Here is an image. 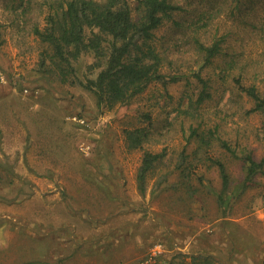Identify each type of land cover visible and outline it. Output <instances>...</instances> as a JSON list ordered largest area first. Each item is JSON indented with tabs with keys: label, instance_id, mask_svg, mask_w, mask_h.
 <instances>
[{
	"label": "rangeland",
	"instance_id": "obj_1",
	"mask_svg": "<svg viewBox=\"0 0 264 264\" xmlns=\"http://www.w3.org/2000/svg\"><path fill=\"white\" fill-rule=\"evenodd\" d=\"M56 1L23 13V0H0V264H264V163L241 183L242 154L264 158V116L235 81L264 90V0H176L152 43L177 79L111 109L84 86L104 66L91 51L68 66L34 34ZM196 39H220L219 54L204 64ZM137 127L149 138L130 148ZM147 150L163 155L141 192ZM210 157L230 175L223 207Z\"/></svg>",
	"mask_w": 264,
	"mask_h": 264
},
{
	"label": "trees",
	"instance_id": "obj_2",
	"mask_svg": "<svg viewBox=\"0 0 264 264\" xmlns=\"http://www.w3.org/2000/svg\"><path fill=\"white\" fill-rule=\"evenodd\" d=\"M23 1L21 11L25 13L29 4L28 0ZM50 7L53 9L47 16V25L43 29L36 26L33 32L52 47V55L60 63L64 62L69 66L71 60H77L81 53L91 51L98 59L95 66L104 65L95 78H89L84 84L95 95L98 108L111 109L117 104L126 103L152 81L165 83L166 78L171 81L177 79L176 75L160 72L164 56L152 43V30L172 12L181 9L182 6L176 0H137L135 9L139 15L136 19L131 14L127 0H59ZM196 43L198 51L203 54L204 64L211 62L220 52V39L210 44L196 39ZM240 79L235 78V81L253 102L248 111H260L264 116V90L259 91L254 84L242 85ZM206 87V83H203L197 98L198 103L209 96ZM189 107L191 108L190 105ZM191 131L192 134H197L196 128H192ZM213 132L211 129L210 136ZM149 134L148 127L127 129L128 146L141 147L149 138ZM199 140L209 144V140L202 135ZM219 141L223 148L237 155L235 149L231 148L225 139ZM162 155L163 151L144 152L137 173L141 192L145 188L147 172ZM241 157L244 163V177L241 183L242 188H245L253 184L255 175L262 171L264 158L256 160L250 151H246ZM210 159L217 165L221 177L217 202L223 207L226 196H229L228 201L234 197L232 192H229L230 175L222 160L213 157ZM197 257L193 256L194 259ZM32 263L28 261L23 264Z\"/></svg>",
	"mask_w": 264,
	"mask_h": 264
},
{
	"label": "built area",
	"instance_id": "obj_3",
	"mask_svg": "<svg viewBox=\"0 0 264 264\" xmlns=\"http://www.w3.org/2000/svg\"><path fill=\"white\" fill-rule=\"evenodd\" d=\"M156 248H158V247L156 246Z\"/></svg>",
	"mask_w": 264,
	"mask_h": 264
}]
</instances>
